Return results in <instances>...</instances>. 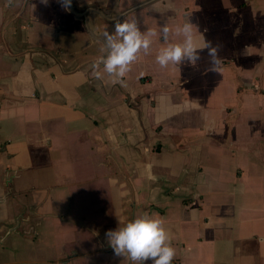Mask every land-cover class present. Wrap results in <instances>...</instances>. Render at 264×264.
<instances>
[{
    "label": "crops",
    "instance_id": "0c3cea01",
    "mask_svg": "<svg viewBox=\"0 0 264 264\" xmlns=\"http://www.w3.org/2000/svg\"><path fill=\"white\" fill-rule=\"evenodd\" d=\"M121 13L157 32L123 86ZM187 21L218 72L156 63ZM144 214L172 264H264V0H0V264H129L105 233Z\"/></svg>",
    "mask_w": 264,
    "mask_h": 264
},
{
    "label": "clouds",
    "instance_id": "9594fccd",
    "mask_svg": "<svg viewBox=\"0 0 264 264\" xmlns=\"http://www.w3.org/2000/svg\"><path fill=\"white\" fill-rule=\"evenodd\" d=\"M58 2L65 11H71L72 0H58ZM42 3L47 5L48 0H42ZM120 16L124 19H116L114 33L107 30L102 32L106 55L94 61L92 68L97 69L103 65L104 72L115 77L111 83L123 86V78L138 59V53L141 50L145 55L150 53L152 44L150 37L156 36L157 32L149 30L147 33H142L135 17L129 19L126 13H121ZM170 31L166 23L161 24L160 32L165 41L168 40ZM175 32L177 35L183 34V40L169 44L159 51L155 60L161 68H166L170 64L195 68L201 59L200 54L206 53L209 58L207 71L218 72V65L221 62L219 44L214 45L203 36L197 37L191 21L177 26ZM197 40L202 43H197ZM94 77L102 79V74L97 71ZM148 178L153 182L157 180L155 175H149ZM105 236L114 255L127 259L129 264H147L148 261L152 264H172L176 256V250L171 246V237L163 221L148 214L134 218L123 227L109 229Z\"/></svg>",
    "mask_w": 264,
    "mask_h": 264
}]
</instances>
